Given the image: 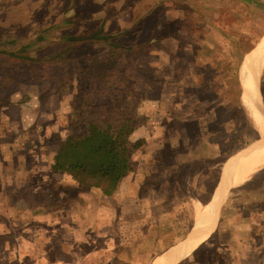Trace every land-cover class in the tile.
<instances>
[{
    "label": "rangeland",
    "instance_id": "1",
    "mask_svg": "<svg viewBox=\"0 0 264 264\" xmlns=\"http://www.w3.org/2000/svg\"><path fill=\"white\" fill-rule=\"evenodd\" d=\"M94 33L101 37L88 39ZM67 38L79 40L53 59ZM261 43L264 0H0V51L26 58L0 60V178L26 176L29 150L26 163L39 161L28 182L7 195L0 186L14 217L0 228L14 239L10 249L0 239V264H151L182 241L227 161L257 148L233 77L241 93L240 67ZM259 78L264 107V67ZM90 116L130 117L132 139L145 141L111 196L44 170L57 142L80 135ZM253 172L225 194L211 234L178 264H264V163ZM13 193L19 207L26 198L37 205L34 222L15 208L9 215Z\"/></svg>",
    "mask_w": 264,
    "mask_h": 264
},
{
    "label": "trees",
    "instance_id": "2",
    "mask_svg": "<svg viewBox=\"0 0 264 264\" xmlns=\"http://www.w3.org/2000/svg\"><path fill=\"white\" fill-rule=\"evenodd\" d=\"M99 37H101L99 33H94L89 36L88 39L96 40V38ZM78 40V38H67L66 41L68 46H66L65 49L56 51L55 54H53L54 56L52 55L51 57L55 59L65 53L67 55L70 51L67 50L69 49L68 47ZM110 46L117 47L116 43L112 40ZM23 53L24 52L21 51L8 52L2 50L0 51V60L6 59L9 61L15 57L23 61L26 59L25 56H23ZM46 57L48 60L52 59L50 58V55H47ZM100 63L103 64L102 62ZM104 65L110 68L109 62H104ZM239 66L240 63L237 68H239ZM233 79L239 90L238 96L240 99L241 93L237 71H235ZM216 85H218V83H216ZM92 105L96 107L94 103ZM89 118L90 119L87 121L82 119V122H85V125L84 130L80 135L76 136L69 134L63 140L57 142L55 150L49 156V159L44 166V170L48 176L58 174L68 178L77 186L86 187L90 190L97 189L101 191L104 196H111L119 188L123 180L128 175L133 174L134 168L132 157L142 148L145 141L142 138L132 139V134L136 127L135 125H132V119L130 117L120 116L107 120L98 117L93 118L92 116ZM32 130H34V128H32ZM255 134L257 137L258 132L255 131ZM250 141L252 140L246 141L244 146H247ZM41 147H43L42 142L39 143L38 149L41 150ZM26 155L27 154H25V156ZM27 163V169L30 172H37V164H39V161L36 160V163L33 161ZM28 181L29 179L25 182ZM242 216L243 215L240 216L242 220H247L249 218L248 216ZM239 219L240 218H238V220ZM0 239L6 244L5 247L8 246L9 249L14 244L13 235L11 233L0 232Z\"/></svg>",
    "mask_w": 264,
    "mask_h": 264
},
{
    "label": "bare ground",
    "instance_id": "3",
    "mask_svg": "<svg viewBox=\"0 0 264 264\" xmlns=\"http://www.w3.org/2000/svg\"><path fill=\"white\" fill-rule=\"evenodd\" d=\"M263 67H264V43H261L256 48L255 52L252 53L250 57L247 58V60H245V62L242 64V67H240L241 69L240 82L242 83V90H241L242 106L249 114L250 116L249 118L252 120L258 134L261 135L263 142L260 139V141L256 145H254L257 147L254 151L246 155L237 156L236 158H240L241 156L251 155L263 147L262 151L252 160L245 159L232 163V166L228 169L226 173V179L230 180L229 183L225 185L223 183L220 185L219 189L215 192L213 196L214 199L212 200V202L206 204L201 208L196 209L195 212L196 225L194 228L196 230L203 226H211L217 211L216 196H218L220 192H223L226 189L232 187L240 186L245 182V180H247L250 174L254 173L253 171L255 169H257L264 163V110L262 105H260V97L257 91V83L259 82L258 79L261 75ZM191 231L190 233H188V235L191 234ZM197 242L194 243L184 242L181 245H178L179 244L178 243L177 244L178 246H176L174 249L168 250V252L164 254L162 253L163 255H159L155 257L151 262V264H174L182 259H185L196 249Z\"/></svg>",
    "mask_w": 264,
    "mask_h": 264
},
{
    "label": "crops",
    "instance_id": "4",
    "mask_svg": "<svg viewBox=\"0 0 264 264\" xmlns=\"http://www.w3.org/2000/svg\"><path fill=\"white\" fill-rule=\"evenodd\" d=\"M242 62V61H241ZM241 62H240V64H241ZM241 67H242V65H241ZM240 77H241V69H240ZM240 84H241V90H242V83L240 82ZM242 96V95H241ZM241 96H240V101L242 100V98H241ZM260 105H261V98H260ZM137 139V138H136ZM143 139V138H142ZM261 140H262V142H263V139H262V137H261ZM263 144V143H262ZM156 145H158V144H156ZM160 148L161 147H159V150H160ZM197 148V147H196ZM263 148V147H262ZM262 148H260L258 151H256V152H254L253 154H251V155H248V156H241L240 158H233V159H229V161H227V163L224 165V167L222 168V170H221V174H220V176H221V182H220V185L221 184H223L224 183V185L225 184H228L229 183V181L230 180H227L226 179V173H227V171H228V169L232 166V163H235L236 161H239V160H245V159H249V160H252L255 156H257L261 151H262ZM22 149H24V148H22ZM25 150V149H24ZM22 151V150H21ZM26 154L29 156L30 155V150L28 151V152H26ZM25 158V161H24V166L27 168V163H26V160H27V157L25 156L24 157ZM8 164H9V162L8 163H6L5 165L6 166H8ZM13 168H15V167H13ZM19 172H20V170H19ZM36 172V171H35ZM34 172V173H35ZM42 173V172H41ZM25 174H26V176H18V175H21V174H17V172H16V175L14 176V178H15V180H13L12 179V176H13V174H9V173H7V176H5V178H8L9 180H12V181H9V183H10V187H7V186H5V181H8V180H5V178L2 176V178H3V180H1V178H0V186H1V189H4L5 191V194L7 195V192L9 191V193H10V188L11 189H15V184H16V182H18V180L21 178V181L22 180H24V179H26L27 178V176L29 177V175H30V177H32V172H30L29 170L28 171H26L25 172ZM36 175H38V174H36ZM56 175V174H55ZM16 177H17V179H16ZM224 177V178H223ZM127 178V177H126ZM27 180V179H26ZM125 180V179H124ZM124 180H123V182H124ZM39 181L40 182H43L44 181V179H43V176H39ZM223 181V182H222ZM220 187V186H219ZM219 187L216 189V191L219 189ZM233 188H236V187H232V188H229V189H226L225 191H223V192H221L218 196H216L217 197V211H216V215H215V217H214V219H213V221H212V224H211V226H203V227H201V228H199V229H194L195 228V225H196V220H195V216L192 214V216H193V218H192V223L190 224V227L189 228H192V231H191V234H187L188 236H184V237H182V239H183V241H181V239L180 240H178V241H176L175 243H179L178 245H181L182 243H184V242H189V243H194V242H197L198 240V242H197V247L204 241V240H206V238L211 234V232H212V230H213V228H214V225H215V222H216V219H217V212H218V208H219V204H220V202H221V199L225 196V194L229 191V190H231V189H233ZM213 192V191H212ZM11 194H12V192H11ZM33 195L35 196V193L33 192ZM9 196V202L12 200V203H10V205H8V206H10V211H8L9 212V215H11V211L16 215V213L15 212H19V214H22V216L20 215V216H18L19 214H17V216H18V218H19V220H24V219H28V221H26L27 223H31V221H32V215L34 214L33 213V211L35 210V209H37V205H34L33 203H32V200L31 199H24V202H23V204H22V206H20L19 207V205H21V203H19V202H17V200H15V196H14V194H13V197H12V195H8ZM30 198V197H29ZM214 199V198H213ZM212 199V200H213ZM2 200H5V197L4 196H2ZM77 201H80V200H77ZM74 202V201H73ZM76 202V201H75ZM212 202V201H211ZM80 204V202H78L77 203V205H72V207H70L71 208V210H72V212H73V214H74V216H75V214H76V217H78L79 215H81L80 213H81V205H79ZM4 206V204L3 203H1L0 204V218H2V219H4V225H2V226H0V228L2 229V228H5V229H7V227L6 226H10L11 227V220H14V217H12V215L11 216H6L5 215V209L4 208H2ZM71 206V205H70ZM90 206L91 205H89V206H86V207H84V209H86V211L87 212H91L93 209L92 208H90ZM6 207V206H5ZM19 207V208H18ZM14 208H15V212L13 211L14 210ZM94 208V207H93ZM4 209V210H3ZM91 209V210H90ZM172 207H170L167 211H166V213H162V214H159V219H158V222H160L161 223V221H162V219H163V217H165L167 214L168 215H170L171 213H172ZM160 211V210H159ZM159 211H157L156 210V212H159ZM94 213H95V211H94ZM35 215V214H34ZM2 216V217H1ZM34 217V216H33ZM7 219H9L10 221L8 222L7 221ZM31 220V221H30ZM78 221V220H77ZM85 221H87L85 218L83 219V220H79L78 222H73V227H75V224L77 225L78 223H83V222H85ZM89 221H91V220H89ZM26 222H24V223H26ZM32 222H34V221H32ZM7 223H9V224H7ZM70 224V223H69ZM141 224V223H140ZM139 224V225H140ZM138 225V226H139ZM152 228V226H149V229H151ZM63 228V227H62ZM155 229V228H154ZM0 232H2V231H0ZM190 233V232H189ZM153 235H156V234H153ZM158 238H155L154 237V239H152L151 241H152V245H160L161 243V240L163 241V239H162V237L160 236V235H156ZM160 236V237H159ZM146 237H148V238H152V234H150V231H147V235H146ZM166 237V236H165ZM181 241V242H180ZM138 244H139V242H137ZM175 243H172V245H174ZM172 245H170V248L168 247V250H171V249H174L176 246H178V245H176V246H172ZM172 246V247H171ZM196 247V248H197ZM168 250H166L164 253H166V252H168ZM161 252H163V251H161ZM163 253V254H164ZM162 253L160 254L159 253V255H163ZM158 255V256H159ZM157 257V256H156ZM188 257V256H187ZM183 260V259H182ZM182 260H180V261H182ZM180 261H178V262H176V263H174V264H178Z\"/></svg>",
    "mask_w": 264,
    "mask_h": 264
},
{
    "label": "water",
    "instance_id": "5",
    "mask_svg": "<svg viewBox=\"0 0 264 264\" xmlns=\"http://www.w3.org/2000/svg\"><path fill=\"white\" fill-rule=\"evenodd\" d=\"M252 50V49H251ZM250 50V51H251ZM249 51V52H250ZM259 94L262 96V94H261V90H260V78H259ZM262 105H263V100H262ZM263 109H264V107H263ZM260 139H261V135H259V137L255 140V141H253L252 143H254V142H257V141H260ZM251 144V143H250ZM250 144H248V145H250ZM247 145V146H248ZM246 147H244V148H242L240 151H242V150H244ZM240 151H238V152H240ZM237 152V153H238ZM235 155V154H234ZM221 174V173H220ZM220 182H221V176H219V180H218V182H217V184H216V187L214 188V190H213V195H212V197H211V200H210V202L212 201V199H213V196H214V194H215V192H216V189L220 186ZM224 190V189H223ZM221 193V192H220ZM209 202V203H210ZM208 203V204H209ZM220 210H221V208H220ZM219 213H220V211H219ZM192 230V229H191Z\"/></svg>",
    "mask_w": 264,
    "mask_h": 264
}]
</instances>
